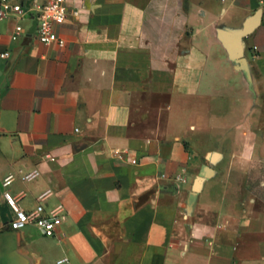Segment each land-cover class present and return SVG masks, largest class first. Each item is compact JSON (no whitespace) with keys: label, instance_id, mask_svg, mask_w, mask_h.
<instances>
[{"label":"crops","instance_id":"crops-1","mask_svg":"<svg viewBox=\"0 0 264 264\" xmlns=\"http://www.w3.org/2000/svg\"><path fill=\"white\" fill-rule=\"evenodd\" d=\"M44 1L1 5L0 264H264V0H67L62 46ZM257 11L246 73L218 31ZM7 175L56 235L9 227Z\"/></svg>","mask_w":264,"mask_h":264},{"label":"built area","instance_id":"built-area-1","mask_svg":"<svg viewBox=\"0 0 264 264\" xmlns=\"http://www.w3.org/2000/svg\"><path fill=\"white\" fill-rule=\"evenodd\" d=\"M6 3V0H0V15L4 14L1 5ZM36 25L35 36L41 43L50 44L57 43L62 46L64 40L55 33L54 25L62 23L68 11L67 0H45L42 3L34 4ZM14 12L22 14L24 11L23 3H16L11 6ZM22 31V27L17 25L15 27V35ZM9 51H0V59H8ZM133 162L135 160H132ZM33 177V173H26L21 175L23 181H27ZM13 180L12 175H7L2 179V186L5 188L2 195L7 206L12 210V217L8 223L12 230H19L22 227L33 224L45 236H54L62 222L66 218L65 211L61 205L46 210L44 205L39 200L33 210L27 211L21 208L18 204V198L13 195L7 188L11 185ZM56 264H69L67 257H61L56 261Z\"/></svg>","mask_w":264,"mask_h":264},{"label":"water","instance_id":"water-1","mask_svg":"<svg viewBox=\"0 0 264 264\" xmlns=\"http://www.w3.org/2000/svg\"><path fill=\"white\" fill-rule=\"evenodd\" d=\"M29 0H27L26 5H28ZM259 11L255 14L247 17L243 22L242 26L236 29H220L218 31V37L222 41L225 49L227 50L231 59L238 63L241 70L248 73L247 60L244 57V37L249 35L259 23ZM36 22L34 23V26ZM218 154H208V158L213 161ZM211 171L210 167L205 166L204 171L200 176L197 177L194 189L195 191L199 189L202 179L207 175V172Z\"/></svg>","mask_w":264,"mask_h":264}]
</instances>
